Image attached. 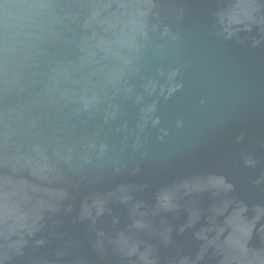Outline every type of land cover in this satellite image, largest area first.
I'll use <instances>...</instances> for the list:
<instances>
[{
    "label": "water",
    "instance_id": "95a60500",
    "mask_svg": "<svg viewBox=\"0 0 264 264\" xmlns=\"http://www.w3.org/2000/svg\"><path fill=\"white\" fill-rule=\"evenodd\" d=\"M0 264H264V0H0Z\"/></svg>",
    "mask_w": 264,
    "mask_h": 264
}]
</instances>
